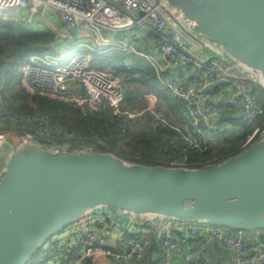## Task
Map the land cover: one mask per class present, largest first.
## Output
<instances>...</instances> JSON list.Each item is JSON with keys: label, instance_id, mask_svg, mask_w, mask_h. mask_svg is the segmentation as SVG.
Wrapping results in <instances>:
<instances>
[{"label": "built area", "instance_id": "2783aa9c", "mask_svg": "<svg viewBox=\"0 0 264 264\" xmlns=\"http://www.w3.org/2000/svg\"><path fill=\"white\" fill-rule=\"evenodd\" d=\"M56 16L64 25L61 30L53 25ZM0 19L54 35L47 45L50 52L32 54L21 65V86L30 94L93 111L105 106L131 119L151 112L168 123L158 99L144 94L129 75L130 61L123 62V71L93 64L95 55L118 51L147 60L157 79L182 103L183 137L189 149L232 139L248 146L264 133V78L225 60L216 47L187 32L159 0H0ZM60 47L75 51L65 63L54 54ZM128 95L138 100V111L125 104ZM5 103L1 100L0 175L7 156L22 143L35 142L51 153L69 152L79 143L72 134L52 132L45 117L16 115ZM106 212L98 208L71 223L65 228L69 247L63 233L49 244L52 251L46 259L42 257L47 251L30 264H85L98 256L117 264L145 261L153 246L151 237L133 235L124 247L113 246L112 221ZM157 218L161 249L154 264H174L176 254L198 238L202 251L216 242L233 252L224 264H264V230Z\"/></svg>", "mask_w": 264, "mask_h": 264}, {"label": "water", "instance_id": "95a60500", "mask_svg": "<svg viewBox=\"0 0 264 264\" xmlns=\"http://www.w3.org/2000/svg\"><path fill=\"white\" fill-rule=\"evenodd\" d=\"M192 35L264 78V0H159ZM79 94L81 89L77 88ZM98 208L264 230V136L213 166H150L114 153H51L35 142L0 175V264H28L60 230Z\"/></svg>", "mask_w": 264, "mask_h": 264}, {"label": "trees", "instance_id": "16d2710c", "mask_svg": "<svg viewBox=\"0 0 264 264\" xmlns=\"http://www.w3.org/2000/svg\"><path fill=\"white\" fill-rule=\"evenodd\" d=\"M53 40L54 35L50 32L28 30L23 24L0 19L1 96L12 113L38 114L48 120L52 132L74 135L79 143H74L70 151L114 153L126 161L150 166L201 168L216 165L239 154L264 136V133L260 134L252 144L241 150L222 151L220 144L209 143L189 149L183 137L186 121L182 117V103L160 83L144 58L131 54L105 52L95 55L93 64L102 69L123 71L125 66L120 62L132 59L135 67L129 71V75L143 93L158 98L160 110L168 116V123L151 112L131 119L128 114H115L105 106L93 111L87 107L67 105L47 96L30 94L21 86V65L32 54L50 52L47 45ZM131 96L136 99L128 95ZM2 112L0 100V115ZM35 127L43 128L45 125ZM85 264H92V261L89 259Z\"/></svg>", "mask_w": 264, "mask_h": 264}, {"label": "crops", "instance_id": "0c3cea01", "mask_svg": "<svg viewBox=\"0 0 264 264\" xmlns=\"http://www.w3.org/2000/svg\"><path fill=\"white\" fill-rule=\"evenodd\" d=\"M108 52L122 53L118 51H108ZM126 55L129 54L126 53ZM127 61H130V63L132 64V68L135 67L132 59L129 58ZM123 62L124 61H121L120 64L124 65ZM149 96H155V95L150 94ZM134 100L136 103V107H138L137 100L136 99ZM158 106L160 108L159 100H158ZM106 210H107V214L109 215L112 221V227H113L112 229L109 230V236H110L109 239L111 244L113 246H117L118 248H121L126 245V242L129 237H132L133 235L134 236L147 235L151 237V239L153 240V246L148 251L145 261H143L142 263H134V264H154L155 258L161 249V242L158 240L160 233L158 225H160L161 219L156 218L153 219L152 222L140 223L136 219H132V217H129V215L123 213V211H118L113 208H107ZM201 249H202L201 239L198 238L191 240V243L186 248H183L181 251H179L176 254L174 264H224L227 261L231 260L232 257L234 256L233 252L223 248L216 242L210 244L209 247L208 248L206 247L205 249H203V251ZM90 261H92V264H117L112 260V258L106 256H98L90 259Z\"/></svg>", "mask_w": 264, "mask_h": 264}, {"label": "rangeland", "instance_id": "374dc122", "mask_svg": "<svg viewBox=\"0 0 264 264\" xmlns=\"http://www.w3.org/2000/svg\"><path fill=\"white\" fill-rule=\"evenodd\" d=\"M53 25L54 26H56V27H58V28H60V30H61V28H63L62 26H64L63 25V23L60 21V19L56 16V17H54V19H53ZM57 50V49H56ZM54 51V54L56 55V56H58L59 58H61L60 59V61H61V63H65L66 62V60L67 59H69V58H71L74 54H75V51L71 48V47H65V48H58V50L57 51ZM225 60H230L227 56H225ZM20 82H21V76H20ZM18 83H19V81H18ZM2 90L0 89V100H2V103H5L4 101H3V98H2ZM137 102H138V100H137ZM6 105H7V103H5ZM125 104L128 106V107H132L133 109L132 110H139V108H140V104H139V102H138V107H136V103H135V100L132 98V96L131 97H128L127 99H126V102H125ZM3 107V106H2ZM220 137V136H219ZM226 139V138H225ZM233 140V139H232ZM232 140H225L223 143H219L221 146V150L222 151H224V150H226V149H237V150H241V148H244L245 147V145H244V143H241V141H232ZM13 142H19L17 139H13ZM245 142V141H244ZM107 213V212H106ZM65 228L64 229H62V230H60L59 232H57L56 233V235L55 236H52V238H50L41 248V250L39 251V252H37V253H35V255L33 256V259H31L30 260V263H34V262H36L37 260H38V258L39 257H41V255L43 254V253H45V251H47V254H46V256L45 257H42L43 259H46L47 257H48V255H49V252L48 251H52V248H50L49 247V244L50 243H52V241H54L55 240V242L57 241L56 239L57 238H59V236L60 235H62L63 233H65ZM71 235V234H70ZM69 235V236H70ZM63 236H66L67 237V239H68V247H69V245L71 244V239L67 236V233H65ZM72 236V235H71ZM65 247H67V246H65ZM29 263V264H30Z\"/></svg>", "mask_w": 264, "mask_h": 264}]
</instances>
